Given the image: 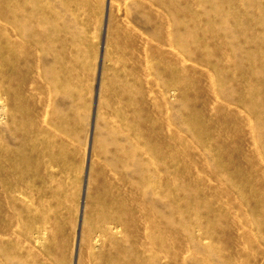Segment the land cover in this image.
<instances>
[{"label":"rangeland","instance_id":"374dc122","mask_svg":"<svg viewBox=\"0 0 264 264\" xmlns=\"http://www.w3.org/2000/svg\"><path fill=\"white\" fill-rule=\"evenodd\" d=\"M0 164V264H264V0H0Z\"/></svg>","mask_w":264,"mask_h":264},{"label":"bare ground","instance_id":"6f19581e","mask_svg":"<svg viewBox=\"0 0 264 264\" xmlns=\"http://www.w3.org/2000/svg\"><path fill=\"white\" fill-rule=\"evenodd\" d=\"M5 158H6V157H5ZM2 163H3V162H2ZM18 163H19V162H18ZM21 163H22V162H21ZM0 165H1V164H0ZM2 165H3V164H2ZM2 165H1V166H2ZM7 165H8V164H7ZM1 166H0V168H1ZM8 166H9V165H8ZM1 169H2V168H1ZM3 170H4V169H3ZM7 170H8V169H7ZM0 171H1V170H0ZM0 173H1V172H0ZM4 173H5V172H4ZM1 176H3V175H1Z\"/></svg>","mask_w":264,"mask_h":264}]
</instances>
